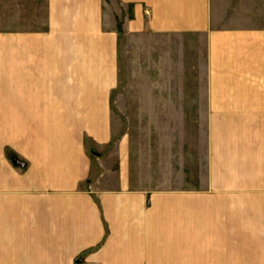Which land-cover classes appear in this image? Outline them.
I'll list each match as a JSON object with an SVG mask.
<instances>
[{
    "label": "crops",
    "instance_id": "0c3cea01",
    "mask_svg": "<svg viewBox=\"0 0 264 264\" xmlns=\"http://www.w3.org/2000/svg\"><path fill=\"white\" fill-rule=\"evenodd\" d=\"M20 1L0 264H264V0Z\"/></svg>",
    "mask_w": 264,
    "mask_h": 264
},
{
    "label": "rangeland",
    "instance_id": "374dc122",
    "mask_svg": "<svg viewBox=\"0 0 264 264\" xmlns=\"http://www.w3.org/2000/svg\"><path fill=\"white\" fill-rule=\"evenodd\" d=\"M16 7H21L20 11V18L19 21L15 19V17H19L17 12L15 14V10H13V5L9 3V0H0V51L7 50V32H19L22 33L23 31H28L29 27H23L24 24V16H23V2L18 0L16 2ZM22 12V13H21ZM19 24L23 28H19ZM21 29V30H20ZM39 27H30V31H38ZM2 66L0 68V71Z\"/></svg>",
    "mask_w": 264,
    "mask_h": 264
}]
</instances>
